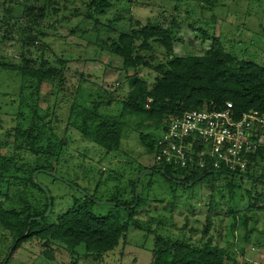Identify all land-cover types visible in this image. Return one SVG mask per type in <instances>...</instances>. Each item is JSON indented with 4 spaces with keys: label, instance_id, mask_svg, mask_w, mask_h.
Returning <instances> with one entry per match:
<instances>
[{
    "label": "rangeland",
    "instance_id": "374dc122",
    "mask_svg": "<svg viewBox=\"0 0 264 264\" xmlns=\"http://www.w3.org/2000/svg\"><path fill=\"white\" fill-rule=\"evenodd\" d=\"M57 1L61 10L51 21L33 22L25 6L36 5L35 0H0V199L17 206L23 197L40 212L46 209L45 196L22 180L28 164L45 160L19 150L14 141L24 101L39 109L41 145L64 141L58 156L50 160L52 166L57 163L59 179L38 174V183L54 199L49 221H57L76 200L88 197L96 215L113 213L122 221L133 215L140 226H129L119 246L102 256L87 252L84 245L71 251L60 243L46 247L38 239L23 243L13 254L14 238L0 226V264L6 259L5 264H151L157 235L199 244L208 216V238L227 250L228 264H264V183L235 179L232 189L228 182L215 188L210 182L189 188L170 184L152 170L150 141L140 136L156 137L152 127L140 128V119L127 115L121 148L109 153L85 139L77 130L76 115L70 114L95 105L106 115L122 113L129 80L109 42L148 25L172 31L174 55L203 56L221 43L238 60L264 68V0H110V10L98 13L93 6L89 19L87 6L93 0ZM52 23H57L54 28ZM144 55L153 67H141L137 74L152 89L160 77L154 67L165 62V52L153 45ZM2 65L58 68L61 74L37 89L35 80ZM255 168L262 173L264 162ZM137 180L143 204L132 214L134 210L119 203L132 201Z\"/></svg>",
    "mask_w": 264,
    "mask_h": 264
},
{
    "label": "trees",
    "instance_id": "16d2710c",
    "mask_svg": "<svg viewBox=\"0 0 264 264\" xmlns=\"http://www.w3.org/2000/svg\"><path fill=\"white\" fill-rule=\"evenodd\" d=\"M35 1L36 5L32 3L25 6V11L33 22L37 19L43 21L46 18L51 21V18L61 10L57 0ZM64 1L68 2V0ZM93 6L96 12L104 13L110 10L112 3L110 0H93L87 6L90 10L87 19L90 18L89 13ZM69 19L70 17H67L57 23ZM57 23H52L51 27L54 28ZM204 37L208 38L205 32ZM109 43L113 53L122 59L123 69L129 80L130 90L127 99L122 103V113L118 116L106 115L98 110V105L93 109L80 108L76 113L74 110L73 113L70 112L71 115H76L78 120L76 127L83 137L106 152H116L121 148L126 127L124 119L127 115L139 118L140 128L148 125L155 133L158 132L156 137L154 134L140 135L144 142L150 141L148 148L153 157L157 142L164 129L168 128L171 118L181 117L191 110L204 108L220 110L226 108L227 103H231L237 121L245 114L264 116V68L254 62L238 60L226 53L221 43L203 56H177L173 52L175 39L172 31L158 25H148L140 30L123 33L117 40H111ZM153 45L164 50L165 62L154 67L160 77L150 89L147 81L140 77L137 71L141 67H153L144 55L153 49ZM45 64L48 65V61ZM2 68L6 71L18 72L23 78L35 80L37 89L44 82L54 80L61 74L58 68L34 69L30 65L28 67L2 65ZM132 71L134 74L129 75ZM19 109L18 119L21 127L15 129L14 135L17 147L45 160V163H36L34 166L27 163L26 177L22 180L25 185L37 189L45 196L46 209L40 212L23 197L20 205L17 203V206L6 205L0 199V226L14 238L11 252L14 254L23 243L33 239L40 240L46 247L51 243H60L71 251L84 245L87 252L96 256L113 251L127 237L129 226H140V219L130 215L126 221H122L113 213L98 216L92 211L93 200L86 197L82 202L76 200L72 208L59 216L57 221L50 222L49 217L53 211L49 212L48 216L46 214L50 208L53 209L54 199L48 197V192L38 183V174L44 173L59 179V176L56 177L57 163L52 166L50 160L58 156L64 141L55 140L47 146H42L41 130L37 123L38 107H32L22 101ZM249 158V162L253 161V164L249 163L247 171L243 174L216 172L208 168L194 170L193 165L182 169L173 164H160L156 161L152 170L162 174L170 184L181 185L184 188L195 187L205 182L212 183L210 188H215L222 182H228L232 189L231 182L235 179H250L264 183L261 180L264 178L261 177L264 171L257 173L255 168L259 162H264V148L253 153ZM208 163L209 158H206V164ZM253 167L254 171H252ZM138 184L137 180L132 186V201L127 202V205L119 203V206L134 210L132 214H135V210L143 204V199L137 193ZM211 227L212 219L208 216L203 239L199 244L157 235L151 264H228L230 256L227 250L215 244L212 238H208ZM47 256L51 257L50 253ZM8 260L6 259L3 264Z\"/></svg>",
    "mask_w": 264,
    "mask_h": 264
},
{
    "label": "built area",
    "instance_id": "2783aa9c",
    "mask_svg": "<svg viewBox=\"0 0 264 264\" xmlns=\"http://www.w3.org/2000/svg\"><path fill=\"white\" fill-rule=\"evenodd\" d=\"M232 108L227 103L224 109H195L171 118L154 161L182 169L193 165L194 170L245 173L253 164L249 157L264 148V116L245 114L237 121Z\"/></svg>",
    "mask_w": 264,
    "mask_h": 264
},
{
    "label": "water",
    "instance_id": "95a60500",
    "mask_svg": "<svg viewBox=\"0 0 264 264\" xmlns=\"http://www.w3.org/2000/svg\"><path fill=\"white\" fill-rule=\"evenodd\" d=\"M48 197H50L49 194H48ZM50 205H51V201H50ZM50 210H51V208L49 209L48 213L46 214L47 216L49 215Z\"/></svg>",
    "mask_w": 264,
    "mask_h": 264
}]
</instances>
